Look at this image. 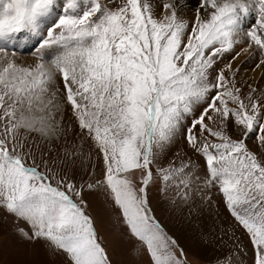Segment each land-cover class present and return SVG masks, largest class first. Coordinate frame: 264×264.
<instances>
[{
    "label": "snow or ice",
    "instance_id": "1",
    "mask_svg": "<svg viewBox=\"0 0 264 264\" xmlns=\"http://www.w3.org/2000/svg\"><path fill=\"white\" fill-rule=\"evenodd\" d=\"M160 9L151 0H0V210L50 259L112 264L82 195L102 190L152 264H187L152 214L149 187L188 203L203 176L264 264V93L244 94L233 68L253 45L264 66V0H199L190 29L173 0ZM249 16L255 27L244 29ZM25 33L37 38L30 66L12 51ZM242 34L248 47L218 68ZM178 136L204 158L203 173L161 164ZM85 146L98 161L88 180L76 169Z\"/></svg>",
    "mask_w": 264,
    "mask_h": 264
},
{
    "label": "rangeland",
    "instance_id": "2",
    "mask_svg": "<svg viewBox=\"0 0 264 264\" xmlns=\"http://www.w3.org/2000/svg\"><path fill=\"white\" fill-rule=\"evenodd\" d=\"M151 2L155 14H157L156 4H162L163 0H151ZM173 2L178 6L180 0H173ZM193 9L190 12V18L186 20L189 23V29L198 12V7L194 11ZM250 27H255L254 16H249L243 23L244 29ZM241 36H243L245 48H247L249 40L245 35ZM18 39H22V37L19 36ZM36 42L37 39L35 44ZM236 46L234 52L225 54L224 60L217 66L218 68L231 60L235 52L241 51ZM12 51L16 53L17 63L23 66L34 65L36 62L34 51L31 52V48ZM56 51V49L46 50V61H50ZM17 57H24V61H20ZM239 58L240 62L234 68L238 69L235 75L237 86L242 89L244 94L250 91L251 86L256 89L255 94L259 96L260 93H263L261 85L264 84V66H261L263 72L258 79L254 80L252 77L253 73L259 71V67H257L261 59L259 51L253 45L248 49L247 55L242 56L241 54ZM227 75L229 79L232 78L231 73H227ZM199 111V108L195 109V114L198 115ZM191 119L192 117H188L184 123L189 124ZM209 139L213 138L209 137ZM247 143L249 148L257 151L255 136L249 138ZM177 152L180 153V158H177ZM170 161L176 165L182 161L190 162L194 170L200 173H203L205 164L204 158L191 150L182 136L177 137L176 143L162 157L161 164L167 166ZM31 163L29 160L28 164ZM95 164H98L95 152H92L89 158V149L85 146L84 157L76 164L77 179L79 174L83 173L85 180H88L87 174ZM95 171L96 178H99V167ZM69 175L72 173L69 172ZM78 182L81 181L78 180ZM161 187L159 182L149 187L152 214L160 222L167 235L176 241L179 249L183 250L187 264H228L229 259L231 264H254V246L251 243V238L245 229L238 226L227 211L222 193L218 191V185L216 187L205 186L203 176H201L194 186L197 190L188 203L181 202L172 189L162 192ZM82 195L88 205L86 213L93 219L112 264H152L146 246H142L139 241L131 237L126 225L123 224L120 210L102 190L88 191L85 189ZM173 200L176 202L173 203ZM16 227L14 218L0 210V262L2 264H63L62 257L55 260L50 259L46 251L41 249L38 244H30L21 239L16 232ZM176 254L179 257V250H176Z\"/></svg>",
    "mask_w": 264,
    "mask_h": 264
},
{
    "label": "bare ground",
    "instance_id": "3",
    "mask_svg": "<svg viewBox=\"0 0 264 264\" xmlns=\"http://www.w3.org/2000/svg\"><path fill=\"white\" fill-rule=\"evenodd\" d=\"M178 4L179 5L176 6L177 12H178V16L181 19H183V20H187V19L190 18V12L192 11L193 8H194L193 11L196 10L195 8H197V7L199 8V0H186L185 2L183 0H180V3H178ZM160 5L161 4H156V8H157V14L156 15L157 16L161 15ZM183 12H187V13H183ZM194 20L195 19H193V21ZM19 36L22 37V39H18L17 38V40L15 41V43L13 45L12 50L19 49V51H20L22 49L28 50V49L31 48L32 49L31 52H33V51L35 52V48L37 47V42L35 44V41H36L37 38L32 37L30 35H26V33L25 34H21ZM239 39H241L243 42L240 45L237 44L236 47L239 48V49L245 48V42H244L243 36H240ZM247 54H248V51L247 52H243L242 56H245ZM18 58H19L20 61H24V57H17V59ZM241 58H243V57H241ZM239 62H240V58L233 63V68H235L239 64ZM262 72H263L262 67H259V71H256L255 73H253V75H252L253 79L254 80L258 79V77H260V74ZM259 81H263V80H259ZM261 87L263 88L262 91L264 93V84H262Z\"/></svg>",
    "mask_w": 264,
    "mask_h": 264
}]
</instances>
